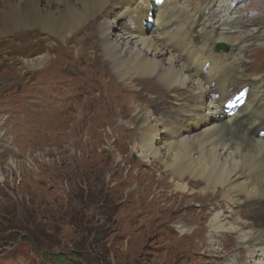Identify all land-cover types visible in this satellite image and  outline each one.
Returning a JSON list of instances; mask_svg holds the SVG:
<instances>
[{"label": "rangeland", "instance_id": "rangeland-1", "mask_svg": "<svg viewBox=\"0 0 264 264\" xmlns=\"http://www.w3.org/2000/svg\"><path fill=\"white\" fill-rule=\"evenodd\" d=\"M224 1L230 15L257 27L243 68L264 80V65L252 58L258 50L264 62V0ZM43 36L0 40V264L251 261L257 253L240 252L235 233L223 238L229 243L225 250L223 240L212 248L208 240L217 215L236 227L247 222V207L232 214L219 198L184 201L177 178L159 162L145 161L137 147L130 102L138 91L122 94L103 68L75 60L76 49ZM223 50L221 44L214 48ZM42 53L46 61L29 77L38 87L22 96L23 61ZM151 97L145 91L135 99L144 103ZM160 106L156 114L170 119L169 99ZM2 212L13 213L17 226L2 223ZM178 224L191 227V234H181ZM57 252L67 260L71 252L79 258L57 262L49 256Z\"/></svg>", "mask_w": 264, "mask_h": 264}, {"label": "bare ground", "instance_id": "bare-ground-1", "mask_svg": "<svg viewBox=\"0 0 264 264\" xmlns=\"http://www.w3.org/2000/svg\"><path fill=\"white\" fill-rule=\"evenodd\" d=\"M224 5V0L160 5L156 0H0V40L38 34L61 39L76 49L75 60L103 68L122 94L149 91L151 100L140 102L135 94L130 102L142 158L159 162L177 178L184 201L219 198L232 214L247 207V222L236 227L217 215L209 224V244L212 248L235 233L240 252L257 253L243 264H264V80L243 68L257 27L240 14L230 15ZM218 44L225 50L215 52ZM47 56L24 59L22 96L38 87L29 77L40 72ZM262 56L252 53L255 65H264ZM244 86L245 102L229 114L223 103ZM167 98L170 119L156 114ZM176 228L191 234L184 224ZM228 245L224 241L222 249ZM219 247L214 248L218 257Z\"/></svg>", "mask_w": 264, "mask_h": 264}, {"label": "trees", "instance_id": "trees-1", "mask_svg": "<svg viewBox=\"0 0 264 264\" xmlns=\"http://www.w3.org/2000/svg\"><path fill=\"white\" fill-rule=\"evenodd\" d=\"M2 213H3V222L2 223H5L6 225L9 226L10 224H13L12 220H16L14 218V214L13 213H11V212H2ZM13 225L17 226L16 224H13ZM49 256H50V258H53V256H57L56 257L57 258V262H62L63 260H65L68 263H72V262H74V260L79 258L78 254H76L74 252H71L70 258L68 260H67V257H65L64 253H61V252L52 253Z\"/></svg>", "mask_w": 264, "mask_h": 264}]
</instances>
